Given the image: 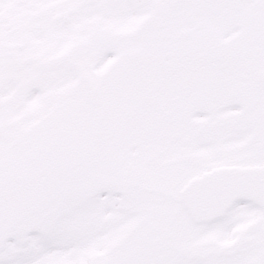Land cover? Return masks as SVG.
I'll list each match as a JSON object with an SVG mask.
<instances>
[{
    "label": "flooded vegetation",
    "instance_id": "flooded-vegetation-1",
    "mask_svg": "<svg viewBox=\"0 0 264 264\" xmlns=\"http://www.w3.org/2000/svg\"><path fill=\"white\" fill-rule=\"evenodd\" d=\"M184 71L218 91L169 90ZM23 108H52L56 137L92 141L70 163L107 174L84 176L92 199L149 187L130 172L138 150L164 169L152 182L165 190L149 187L168 195L162 216L120 218L131 264H264V209L241 199L203 228L178 196L205 172L264 165V0H0V146L18 169Z\"/></svg>",
    "mask_w": 264,
    "mask_h": 264
},
{
    "label": "rangeland",
    "instance_id": "rangeland-1",
    "mask_svg": "<svg viewBox=\"0 0 264 264\" xmlns=\"http://www.w3.org/2000/svg\"><path fill=\"white\" fill-rule=\"evenodd\" d=\"M52 108H47V110L43 111V114L35 113L34 109L28 111L25 115L22 114V127L24 132H29L30 136L26 140L27 143H32L39 151H36L34 147L29 146L27 144V151L29 154L26 157V166L24 168V172L27 176V180L33 178H44L48 177L47 175L52 172V169L49 166H44L42 168H38V163H40L41 157H47L48 154H54L55 159L58 161H64L69 158V154L74 153V147L76 148V152L81 149L82 144L81 141L76 138H66L63 136H57L58 131V121L54 117H47L48 111ZM24 110V108H23ZM18 116V114H16ZM39 126V127H37ZM9 158L5 163L0 159V190L6 188L7 185H11L12 183H17L21 181L19 175V169L16 165H11ZM72 158H70L71 160ZM30 161V162H28ZM35 163V164H34ZM32 174V177L29 178L28 174ZM163 168H150L148 170L141 169L137 174L140 179L146 181H154V180H163L164 176ZM159 189L165 190L163 183H158ZM143 193H136L131 191H126L125 193H119L115 191L107 192L104 197L106 199V203L104 204V210L102 219L103 225L105 226V233L110 234L111 238H108L109 244L112 245L116 243L114 240L115 230L119 233L123 231V228L117 223L115 219L116 216L127 220L131 217L135 212L141 210L149 211L152 213L150 216V220L152 222H156L157 218L162 216V212H165L163 207V201L168 199V195H144ZM165 205V204H164ZM175 205L170 203V205L166 206L165 209L170 210V213L174 210ZM83 204L81 198L68 197L67 199H63L60 201V198L56 202H46L42 205V209L39 210L36 214L32 215L31 219H35L37 222L41 223L43 228V232L41 228L37 227L38 230L34 229L31 231L30 237L32 241L36 239V242L41 244V252L40 250L37 253L32 255V251H27L23 253H15L19 247L17 243L19 237L14 235L13 238L7 240L3 239V236L0 235V264H4L3 253H6L9 260L14 259L16 262L13 264H108L102 259L98 258L99 252L97 250H92L93 242L80 243L73 245V249H69V246L66 243V240L63 236L59 235V228L62 230L66 229V222L68 221L65 217L67 214L70 215H82L83 216ZM36 221H32L35 223ZM75 226L76 220L73 221ZM31 222H28L30 224ZM59 223H62L59 226ZM71 228V227H70ZM121 229V230H120ZM41 232L40 234L37 233ZM35 232V233H34ZM49 235H46V233ZM130 232V231H128ZM123 232H120L122 234ZM26 235V232H23ZM23 235V236H24ZM119 234L116 235V238ZM47 237L46 239L41 241L42 237ZM63 237V238H62ZM218 240L221 241V237H218ZM126 242V241H125ZM127 247L130 243L126 242ZM21 246L20 248H22ZM123 243H120L113 251L114 257L118 259L121 257V254L124 252ZM162 259L165 257L164 252L155 251ZM84 254H87L86 259L82 258ZM127 254V252H126ZM90 255V256H88ZM151 255V254H150ZM169 258V256H168ZM171 258V257H170ZM5 264H8L6 262ZM11 264V263H9Z\"/></svg>",
    "mask_w": 264,
    "mask_h": 264
},
{
    "label": "water",
    "instance_id": "water-1",
    "mask_svg": "<svg viewBox=\"0 0 264 264\" xmlns=\"http://www.w3.org/2000/svg\"><path fill=\"white\" fill-rule=\"evenodd\" d=\"M250 177L260 179L256 187H253L251 181L248 179ZM210 178L212 182L206 183L205 186H207V190L202 188V192L197 201L192 200L191 193L185 195L188 210L190 212L194 209L199 210L201 217L198 219L200 220H209L213 218V210L217 206L226 208L231 200L240 192L239 188H241V192H243L246 197L254 200L256 203L263 204L261 202V195L264 194V169H255L253 171L239 173L227 172L213 175L208 179ZM226 185L228 187H226ZM222 195L224 196L222 197ZM39 197L40 195L35 192L34 188H27L23 191H16L0 196V220L7 219L16 213L24 211L26 208L32 206ZM199 206H201L200 209Z\"/></svg>",
    "mask_w": 264,
    "mask_h": 264
}]
</instances>
